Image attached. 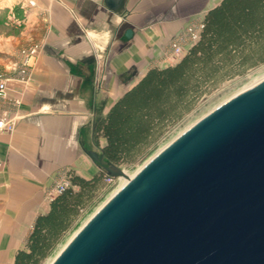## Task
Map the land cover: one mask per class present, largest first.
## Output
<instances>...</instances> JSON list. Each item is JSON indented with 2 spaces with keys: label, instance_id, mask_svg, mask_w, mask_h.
Instances as JSON below:
<instances>
[{
  "label": "crops",
  "instance_id": "crops-1",
  "mask_svg": "<svg viewBox=\"0 0 264 264\" xmlns=\"http://www.w3.org/2000/svg\"><path fill=\"white\" fill-rule=\"evenodd\" d=\"M30 1L0 0V73L8 77L0 120L15 121L12 132L0 130V264H15L28 251L38 218L51 210L46 191L62 169L87 180L106 175L90 154L107 143L97 124L150 69L180 63L166 54L171 39L223 2ZM244 42L229 48H249ZM34 43L42 49L25 83L15 68L20 50Z\"/></svg>",
  "mask_w": 264,
  "mask_h": 264
},
{
  "label": "water",
  "instance_id": "water-1",
  "mask_svg": "<svg viewBox=\"0 0 264 264\" xmlns=\"http://www.w3.org/2000/svg\"><path fill=\"white\" fill-rule=\"evenodd\" d=\"M90 154L127 183L51 264H264V78L201 117L132 177L104 149Z\"/></svg>",
  "mask_w": 264,
  "mask_h": 264
},
{
  "label": "trees",
  "instance_id": "trees-1",
  "mask_svg": "<svg viewBox=\"0 0 264 264\" xmlns=\"http://www.w3.org/2000/svg\"><path fill=\"white\" fill-rule=\"evenodd\" d=\"M245 39L249 43L243 45L264 51V0H223L208 12L201 40L180 63L150 69L97 124L96 135L107 142L106 160L117 165L133 161L144 145L155 141L172 110L196 90L198 70L210 65L214 68L218 57L222 60L233 53L242 54L246 49L232 50L229 46L241 45ZM100 180H106V175L91 180L74 176L73 187L79 185L80 190L70 188L51 202L50 212L36 222L28 251H20L15 264H40L85 205V195Z\"/></svg>",
  "mask_w": 264,
  "mask_h": 264
},
{
  "label": "rangeland",
  "instance_id": "rangeland-1",
  "mask_svg": "<svg viewBox=\"0 0 264 264\" xmlns=\"http://www.w3.org/2000/svg\"><path fill=\"white\" fill-rule=\"evenodd\" d=\"M236 55V56H234ZM243 55V56H242ZM264 51L248 49L242 54H231L227 58L215 59L214 68L203 66L198 70L196 90H191L184 102L172 110L171 115L159 127L155 141L144 145L140 153L131 162L119 166L128 175L135 174L152 156L170 143L189 126L206 115L212 109L264 78ZM126 183V178H119L114 183L100 180L85 195V205L79 209L70 227L62 233L59 240L40 264H51L74 234L90 217Z\"/></svg>",
  "mask_w": 264,
  "mask_h": 264
},
{
  "label": "built area",
  "instance_id": "built-area-1",
  "mask_svg": "<svg viewBox=\"0 0 264 264\" xmlns=\"http://www.w3.org/2000/svg\"><path fill=\"white\" fill-rule=\"evenodd\" d=\"M34 5L33 0L30 1ZM205 28V17H197L192 19L178 34H176L169 43L167 55L170 61H179L190 52V50L201 40L202 32ZM42 45L34 43L20 50L19 62L15 68L17 78L22 82L32 81V67L35 59H37ZM8 77L5 73H0V96L6 97L8 90ZM15 128L14 119L0 120V130L12 132ZM75 176L72 169H62L54 183L47 189L45 199L49 203L57 197L63 195L67 190L73 188V177ZM118 178L111 177L106 174V181L114 183Z\"/></svg>",
  "mask_w": 264,
  "mask_h": 264
},
{
  "label": "bare ground",
  "instance_id": "bare-ground-1",
  "mask_svg": "<svg viewBox=\"0 0 264 264\" xmlns=\"http://www.w3.org/2000/svg\"><path fill=\"white\" fill-rule=\"evenodd\" d=\"M253 85H254V84H253ZM251 86H252V85H251ZM249 87H250V86H249ZM133 175H134V174H132V175H129V176H131V177H132ZM119 178H126V177H125V176H120ZM119 178H118V179H119ZM126 183H127V178H126ZM126 183H125V184H126ZM123 185H124V184H123ZM123 185H122V186H123ZM120 188H121V187H120ZM117 191H118V190H117ZM115 193H116V192H115Z\"/></svg>",
  "mask_w": 264,
  "mask_h": 264
}]
</instances>
